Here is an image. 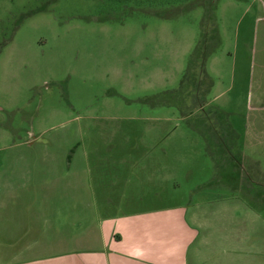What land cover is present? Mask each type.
I'll return each instance as SVG.
<instances>
[{"label":"rangeland","instance_id":"374dc122","mask_svg":"<svg viewBox=\"0 0 264 264\" xmlns=\"http://www.w3.org/2000/svg\"><path fill=\"white\" fill-rule=\"evenodd\" d=\"M21 143L86 149L107 212L264 193L239 179L264 169V0H0V161Z\"/></svg>","mask_w":264,"mask_h":264},{"label":"crops","instance_id":"0c3cea01","mask_svg":"<svg viewBox=\"0 0 264 264\" xmlns=\"http://www.w3.org/2000/svg\"><path fill=\"white\" fill-rule=\"evenodd\" d=\"M255 111L246 135L261 134ZM25 146H8L0 161V264H264V210L247 198L264 206L263 192L241 185L243 195L112 213L117 178L97 191L104 174L86 149L34 148L40 155L27 162ZM259 163L246 158L239 179L264 183Z\"/></svg>","mask_w":264,"mask_h":264},{"label":"trees","instance_id":"16d2710c","mask_svg":"<svg viewBox=\"0 0 264 264\" xmlns=\"http://www.w3.org/2000/svg\"><path fill=\"white\" fill-rule=\"evenodd\" d=\"M74 151H75V149H72V150H71V154H70V155H72V153H73Z\"/></svg>","mask_w":264,"mask_h":264}]
</instances>
